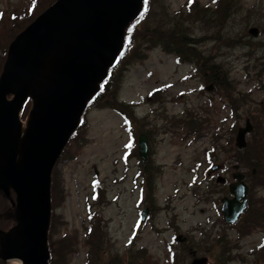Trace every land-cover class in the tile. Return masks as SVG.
<instances>
[{
	"label": "rangeland",
	"instance_id": "rangeland-1",
	"mask_svg": "<svg viewBox=\"0 0 264 264\" xmlns=\"http://www.w3.org/2000/svg\"><path fill=\"white\" fill-rule=\"evenodd\" d=\"M31 1L0 0V13H5L0 55L22 26L10 14H24ZM187 1L153 0L146 21H138L135 37L136 48L142 49L138 36L147 39L146 28L163 29L168 39L169 30L178 28L175 34L191 42L182 46L191 59L178 62L177 54L159 44L146 57L124 64L114 92L117 102L125 104L90 105L85 123L57 160L63 198L52 202L53 240L60 241L59 251L66 248L63 237L72 240L68 264H86L90 247L84 238L85 202L94 177L102 190L94 203L104 237L101 247L116 259L127 257L124 251L133 246L146 250L155 264H190L192 251L206 257V264H264V223L254 226L243 214L229 224L220 211L221 197L231 196L227 184L237 166L251 188L248 197L258 206L256 216L264 214V171L259 174L249 165L253 155L244 152L247 145H235L246 120L252 127L247 143L253 130L264 136V0H195L198 10L190 13ZM52 2L41 0L40 8ZM253 26L257 35L248 31ZM118 108L132 117L136 139L146 135L149 154L143 161ZM254 142L262 139L256 135ZM218 174L226 177L225 185L215 181ZM5 204L0 194V225L10 220L9 211L3 214ZM218 245L224 260H215Z\"/></svg>",
	"mask_w": 264,
	"mask_h": 264
},
{
	"label": "water",
	"instance_id": "water-1",
	"mask_svg": "<svg viewBox=\"0 0 264 264\" xmlns=\"http://www.w3.org/2000/svg\"><path fill=\"white\" fill-rule=\"evenodd\" d=\"M141 7L142 0H55L8 45L0 73V191L14 207L16 223L0 229L1 260L48 264L52 168ZM248 31L257 35L258 28ZM28 98L31 108L22 131L20 114ZM251 130L246 120L238 129L237 147L246 146ZM147 153L146 136L140 134L139 154L145 159ZM232 177V196L221 198L224 220L231 223L247 199L243 174L236 171ZM145 215L146 210L142 219ZM206 262L194 257L191 264Z\"/></svg>",
	"mask_w": 264,
	"mask_h": 264
},
{
	"label": "trees",
	"instance_id": "trees-1",
	"mask_svg": "<svg viewBox=\"0 0 264 264\" xmlns=\"http://www.w3.org/2000/svg\"><path fill=\"white\" fill-rule=\"evenodd\" d=\"M54 1L55 0H53V2ZM152 2H153V0H143L142 9L139 12L138 16L135 19H133L125 27L124 37H123V40H124L123 47L120 50V52H119L117 58L115 59L113 65L109 68L108 75L103 80V82L101 83L100 89L91 98V100H89V102L87 104V108L90 105H99L101 107H109V106L112 107L114 103L125 104L122 102L118 103L117 100L115 99L114 82H115V79H116L118 73L120 74V70L124 66V64H127V63H130V62L135 61L137 59H141V58L146 57L147 51L154 48L155 46H157L159 44H161L163 46L162 48L166 52H170V53L172 52L174 54H177L178 55L177 57L179 58V60H178L179 62H182L183 60H188V59L190 60L191 59V57H192L191 53L187 52V50H185L182 47V46L189 44L191 42L186 43L184 36L179 35V34H175V33L180 32L178 30V28L169 30V35H170L169 39H168V34L166 32H164L163 29L151 30L149 28H146L145 32H144V36L147 35V39H145L143 36H138L139 39L141 40V43L139 44V46H141V44H143V48L142 49L136 48L137 40H136L135 34H136L138 28L140 27L138 25V21L140 19H142V20L144 19V21H146V19L148 18L149 14L151 12V9H152ZM40 4H41V0H32L30 2L29 8L25 9L24 14H18L19 15L18 16V15H15V13H12V14H10L9 18L10 19L19 18L18 21L20 22V24H22L21 29H20V31H21L37 15H39L45 8H47L46 6H44L43 8H40ZM194 4H195V0H188L187 5H189L188 6L189 7V13L191 11L197 12L198 6L194 5ZM4 15H5L4 11L0 13V21L4 17ZM17 34L11 35V41L13 40V38ZM6 47H8V46L6 45V46L1 48L2 55H0V73L2 71V67L4 64L5 58H6V53H7ZM190 49L192 52L194 51L192 47ZM196 61H197V59H196ZM212 67H213V65L210 66V68H212ZM213 74H214V72H213ZM212 79H214L215 82L218 84V81L216 79L215 74L212 76ZM229 99H230V97H229ZM30 107H31V100L27 99V101L25 102L23 109L21 111V116H20L21 119L25 118ZM118 109L124 115V117L126 119V122H125L126 128L133 132L134 131V122H133L132 117L130 115H128L126 113V111H123L120 108H118ZM85 120L86 119H85L84 114H83L82 121H81L79 127L83 126V124L85 123ZM77 131H78V129L70 137L67 145L70 144V142L76 137ZM251 134L253 137L251 138V141L247 143V146L244 148V152L245 153L248 152V153H251L253 155V159L251 160L249 165L250 166L252 165L253 167H255L257 172L259 174H261L264 171V141H263L264 136H262L261 134H259L255 130H253V132ZM256 135H258V137H260L262 139L263 144L260 142H254ZM252 146H254V147L252 149H250ZM66 150H67V146L64 148L62 153H64ZM246 162H248V161L246 160ZM97 179H98V177L93 178L92 183H91L92 191L90 193V196L86 199V202H85V210H86V214H87L86 218L88 221L86 223L84 238H85V242L90 247V249L86 252V254H87L86 264H93L95 261H97L98 258L101 259L99 264H155L151 261V256L143 248L134 249L133 246L128 247L124 251V253L127 257L116 259L113 256V254L110 253L111 252L110 250L104 249L103 247H101V244L104 243V237H102L99 223H97L99 221L100 214L98 211H95V209H94V203L98 204V202L101 198L100 196H101V191H102L100 188L99 182H98L99 179L98 180ZM261 183L264 184V177L261 179ZM250 190H251V188L249 187L248 195L250 194ZM60 192H61L60 178L58 176V173L55 170V165H54L52 172H51V184H50L51 217H50V224H49V229H48V245H49V251H50L48 264H68V262H67L68 258L66 257V255H67V252L69 253L72 251L71 245L69 244V242L72 243V240L70 238L63 237V239L61 241L63 246L66 247V248H64L65 249L64 251H62V250L59 251V249H58L59 247H61L60 241L55 243L53 240V237L55 234V231H54L55 221H54V217H53L54 213L52 214V202L55 200L56 197L60 196L63 198V196ZM0 194L6 200V204L3 207V209H5L3 214H5L9 211V219H10V220H6L3 223V225H0V229L7 230L12 225H14L16 223L15 218H14V207L11 205L9 199L1 191H0ZM11 197H14L13 192H11ZM257 213H258V206H255L254 204H252L250 197H248L246 208L242 212L240 217L244 214L246 221L251 219L252 225L257 226V225L264 223V219H263L264 214L262 217H258V216H256ZM240 217L238 218L237 221H239ZM253 217H255V218H253ZM217 241H221V240H217ZM223 242H220L219 245H221ZM263 242H264V239H263ZM219 245H218L219 251L215 255L216 261L224 260V254H223V251L220 250ZM263 245H264V243H263ZM263 245H261V247ZM171 252H172L171 253L172 258H171L170 263H174L175 262V255H176L175 250L172 251V249H171ZM100 254L105 256V259L101 258ZM190 254H191V252H190ZM263 259H264V254H263ZM0 264H4V262L1 259H0Z\"/></svg>",
	"mask_w": 264,
	"mask_h": 264
},
{
	"label": "bare ground",
	"instance_id": "bare-ground-1",
	"mask_svg": "<svg viewBox=\"0 0 264 264\" xmlns=\"http://www.w3.org/2000/svg\"><path fill=\"white\" fill-rule=\"evenodd\" d=\"M26 127V121H22V124H21V130L23 131ZM17 264H20V260H14Z\"/></svg>",
	"mask_w": 264,
	"mask_h": 264
}]
</instances>
